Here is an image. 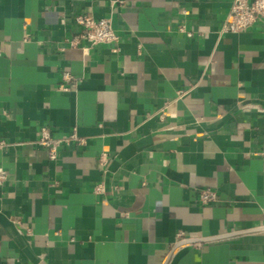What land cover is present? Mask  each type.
Returning <instances> with one entry per match:
<instances>
[{
  "label": "crops",
  "instance_id": "0c3cea01",
  "mask_svg": "<svg viewBox=\"0 0 264 264\" xmlns=\"http://www.w3.org/2000/svg\"><path fill=\"white\" fill-rule=\"evenodd\" d=\"M231 2L0 0V264H264V19ZM84 13L116 43H71Z\"/></svg>",
  "mask_w": 264,
  "mask_h": 264
},
{
  "label": "built area",
  "instance_id": "2783aa9c",
  "mask_svg": "<svg viewBox=\"0 0 264 264\" xmlns=\"http://www.w3.org/2000/svg\"><path fill=\"white\" fill-rule=\"evenodd\" d=\"M75 23L79 26V32L71 40L74 44L75 40H85L89 46L97 44H115L117 35L113 29L110 17L96 18L91 14H77ZM264 19V0H232L230 9L223 20L222 31L225 32H241L249 29L258 20ZM163 115V114H161ZM75 139L79 144H82L83 139L78 138L74 133L68 137L57 138L51 136L46 129H42L37 142L49 148L50 158H55L57 147L61 143ZM3 141H0V146ZM264 159V147L256 153ZM7 179V171L0 166V185ZM102 187L97 185L95 191H101ZM198 198L201 203H208L216 198V194L209 188L199 189ZM174 243L184 240L181 233L177 235Z\"/></svg>",
  "mask_w": 264,
  "mask_h": 264
}]
</instances>
